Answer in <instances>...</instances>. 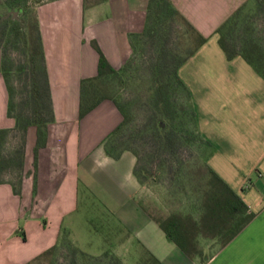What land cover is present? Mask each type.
Masks as SVG:
<instances>
[{"label": "crops", "instance_id": "crops-1", "mask_svg": "<svg viewBox=\"0 0 264 264\" xmlns=\"http://www.w3.org/2000/svg\"><path fill=\"white\" fill-rule=\"evenodd\" d=\"M171 1L208 38L178 70L191 92L198 130L210 142L207 163L257 212L205 264H264V182L257 187L252 179L254 173L257 182L264 178V78L243 57L228 60L216 33L251 0ZM148 6L149 0H102L87 7L85 0H50L37 6L56 120L48 126V142L39 151L37 169V127L32 131L30 126L22 180L6 179L9 172L2 175L0 264H33L58 242L63 230L76 237L82 198L100 214L92 229L101 234L103 250L94 255L111 248L124 264L125 251L135 246L142 250L140 256L148 251L163 264H201L169 239L152 216L148 204L157 197L136 177V155L125 151L114 159L106 153L104 141L123 121L116 103L104 99L80 116L82 80L99 73L100 53L92 41L119 69L133 54L131 35L146 28ZM212 79H220L229 91L217 121L208 104H198L195 93L208 91ZM8 104L0 74V129H12L16 123L8 114ZM211 120L215 127L209 126ZM11 171L20 175L15 167ZM162 201L157 199L158 206ZM92 221L88 217L81 224L92 227ZM198 238L218 240L204 234Z\"/></svg>", "mask_w": 264, "mask_h": 264}, {"label": "trees", "instance_id": "trees-1", "mask_svg": "<svg viewBox=\"0 0 264 264\" xmlns=\"http://www.w3.org/2000/svg\"><path fill=\"white\" fill-rule=\"evenodd\" d=\"M4 1L9 8H15L24 15L21 20L14 21L12 30H19L23 34L29 50L31 73L29 74V98H21L17 95L15 88L8 84V114L15 119L16 123L12 129H0V182L2 175L8 171L10 172L12 167L19 169L20 181L22 180L27 131L30 126L37 127V141L34 149V168L37 169L39 151L48 142V126L56 120L37 12V6L43 2L37 4L32 14L27 0ZM100 1L102 0H85V5L86 7L91 6ZM253 1L257 4L258 13L264 15V0ZM244 6L245 4L240 6L217 28L218 42L228 60L241 56L264 78V43L259 38H255L244 31L240 30L236 32L239 16L243 8H245ZM25 16H28L27 21ZM176 18H179L183 25L187 27L182 35L186 41L183 45L184 52L180 54L173 53L171 59L166 60L165 58H168V56L166 55L165 44L171 37L172 26ZM1 21H3L2 18L0 19V23ZM144 38L149 39L151 44H154V47L158 50L161 59L154 66L159 75L163 76L157 80L160 85L158 88L159 95L155 103L158 108H160L161 104H164V107L160 109L161 115H159V120L154 122L153 135L159 141L153 145L159 146L162 144L174 150L179 144L178 136L176 135L175 137V114L168 108L170 98L168 97L167 91L168 87L173 84L174 87L177 86L185 92V97L190 106L189 116L191 124L195 125L197 137L204 144L206 150L210 148V142L198 130L197 116L192 103L191 92L178 73L180 66L191 58L205 44L208 38L175 7L171 0H149L146 28L142 33L131 35L133 54L122 67L119 69L114 68L104 55L98 42L96 40L92 41L93 46L100 53L99 73L97 76L82 80L80 109V116L84 117L104 99H112L116 103L123 115V121L108 135L104 141V149L114 159H119L125 151H132L137 157L134 173L143 184H145V178H148L149 175L144 173V170L139 169L140 152L129 146L124 147V137L132 123L130 111L127 105L111 96L101 94V91L103 90L102 85L106 79L128 69L133 62L137 42ZM159 41H161L160 44ZM0 73L4 75L6 81L9 80L1 68ZM184 108L188 110L187 105ZM162 122H165V127ZM139 131H142V128H139ZM10 133H13L15 138L19 139L18 146L13 149L7 147V139ZM208 154L209 152L206 151L203 157V165H201V168L197 172L200 179L197 187L193 191L194 196L190 203L191 211L186 215L173 213L165 218L152 215L166 232L168 238L174 241L188 256L199 259L201 264H205L212 255L206 256L204 254L198 238L200 234L206 235V233H211V235L206 236L218 237L222 241L221 245H225L238 235L257 215V212L250 210L248 203L208 165ZM69 235V231L63 230L58 242L41 253L33 264H36L37 261L47 255L57 256L59 252H62L61 241L63 238L69 237ZM71 242L74 243L73 241ZM78 252L88 258L89 264L123 263L122 258L111 248L104 250L101 254L94 255L78 247H74L73 254L76 255ZM145 257L148 258V264H163L156 256L148 251ZM55 261L56 259H54L53 264H56Z\"/></svg>", "mask_w": 264, "mask_h": 264}, {"label": "rangeland", "instance_id": "rangeland-1", "mask_svg": "<svg viewBox=\"0 0 264 264\" xmlns=\"http://www.w3.org/2000/svg\"><path fill=\"white\" fill-rule=\"evenodd\" d=\"M27 1L33 14L37 4L47 0ZM244 4L245 8L239 16L236 32L244 31L255 38H259L264 43V15L258 13L257 4L253 0ZM23 17L24 15L17 9L9 8L4 0H0V19L3 20L0 23V68L9 80L6 81L4 75L0 74L3 76L7 90L8 84H10L11 87L15 88L18 96L29 98V74L31 73L29 50L21 31L12 30L14 21L21 20ZM27 17L25 16V18ZM186 28L179 18L175 19L171 37L165 44L166 55L168 56L165 58L166 60L171 59L173 53L184 52L183 45L186 41L182 35ZM133 56V62L128 69L106 79L102 85L101 94L111 96L124 103L130 111L132 123L124 137V147L129 146L140 152L139 169L144 170V173L149 175L148 178H145V183L150 185L152 192H154L153 195L157 199L163 198L161 206H158L157 199L148 204L151 214L160 218L168 217L173 213L186 215L191 211L190 203L193 200V191L200 179L197 173L198 169L203 165L205 152H210L211 149L207 148L206 150L204 144L197 137L195 125L191 124L190 106L185 97V92L177 86L174 87L173 84L168 87L167 91L170 98L168 108L175 114V137L178 136L179 144L174 150L162 144L153 145L159 141L153 135L154 122L159 120L160 109L164 107V104H161L158 108L155 103L159 95L158 88L160 85L157 80L163 76L159 75L154 64L159 62L161 57L154 44L152 45L147 38L137 42ZM252 69L254 68L252 67ZM210 83L212 85L208 91H195V93L198 104L202 106L208 104L215 121H217L222 116L220 106L224 94L228 96L229 91L223 86L220 79H212ZM236 90L237 88L234 91ZM186 105L188 110L184 108ZM162 123L165 127V122ZM209 126L215 127L216 122L211 120ZM139 128H142V131H139ZM31 129L36 131L35 126H32ZM18 144L19 139L10 133L7 139V147L13 149ZM16 177L19 176L13 175L12 171L5 175L8 180ZM252 179L256 182L255 186L257 187L264 182V178L257 182L259 178L256 173L253 174ZM80 212L81 222L78 225L76 237L70 239L69 235V237L62 239V252H59L58 258L55 255H47L37 261L36 264H53L54 259H56V264H89L88 258L81 255L80 252L76 255L73 254L74 247L90 254H97L103 250L101 234L92 229L99 222L98 208L89 206L86 198H82ZM88 217L93 220L92 227L91 225L84 226V223L81 224ZM206 235H211V233H206ZM212 242L200 241L202 248H206V256H211L222 244L220 239ZM207 243H211V245L206 247ZM141 252L142 250L135 246L134 248L128 247L124 254V264H148V258L139 255ZM198 261L201 263L200 260Z\"/></svg>", "mask_w": 264, "mask_h": 264}]
</instances>
